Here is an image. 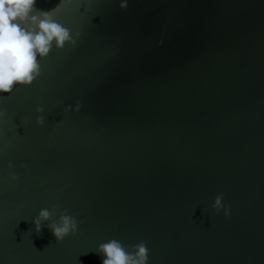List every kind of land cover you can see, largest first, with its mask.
Instances as JSON below:
<instances>
[{
	"label": "water",
	"instance_id": "95a60500",
	"mask_svg": "<svg viewBox=\"0 0 264 264\" xmlns=\"http://www.w3.org/2000/svg\"><path fill=\"white\" fill-rule=\"evenodd\" d=\"M122 2L61 5L78 45L0 94V264H102L112 239L148 264H264V0ZM54 205L79 222L60 242L32 223Z\"/></svg>",
	"mask_w": 264,
	"mask_h": 264
},
{
	"label": "clouds",
	"instance_id": "9594fccd",
	"mask_svg": "<svg viewBox=\"0 0 264 264\" xmlns=\"http://www.w3.org/2000/svg\"><path fill=\"white\" fill-rule=\"evenodd\" d=\"M37 0H0V94H10L16 86H30L41 75L40 59L50 54L53 44L58 50L65 45L76 47L82 35L79 30L73 32L63 26L54 18L57 9L71 0H60L58 6L52 10L36 8ZM122 10L127 9V0L120 3ZM80 104L75 109L68 106L66 110L79 111ZM37 113L43 108L37 106ZM6 115L0 110V118ZM36 123L43 126V115L37 117ZM9 169L13 167L9 162ZM15 180V174L11 176ZM223 193L215 197L212 208L217 214L223 210L224 215L230 214V207L222 203ZM42 209L32 223L35 231L41 233L42 226L49 222L47 227L53 233L57 242L63 241L67 236L77 233L78 220L63 210L59 220H53L56 209ZM96 254L103 257L102 264H148L149 249L144 241L132 246L129 252L119 241L112 239L98 245Z\"/></svg>",
	"mask_w": 264,
	"mask_h": 264
}]
</instances>
